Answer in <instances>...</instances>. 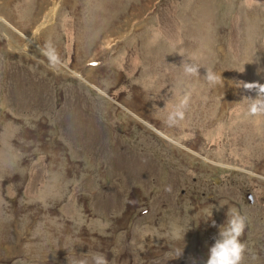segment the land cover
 Returning a JSON list of instances; mask_svg holds the SVG:
<instances>
[{
	"label": "rangeland",
	"instance_id": "rangeland-1",
	"mask_svg": "<svg viewBox=\"0 0 264 264\" xmlns=\"http://www.w3.org/2000/svg\"><path fill=\"white\" fill-rule=\"evenodd\" d=\"M229 208L264 264V0H0V264H204Z\"/></svg>",
	"mask_w": 264,
	"mask_h": 264
},
{
	"label": "clouds",
	"instance_id": "clouds-1",
	"mask_svg": "<svg viewBox=\"0 0 264 264\" xmlns=\"http://www.w3.org/2000/svg\"><path fill=\"white\" fill-rule=\"evenodd\" d=\"M201 65L193 59L183 63L185 75L195 77L200 75ZM203 78L209 84L218 82V75L210 68H206ZM188 107V98L180 99L169 111L167 122L170 125L182 120ZM211 216V215H209ZM207 216V218L209 217ZM205 218V219H207ZM215 224V221H212ZM246 227V217L235 209H228L226 221L219 226L214 242L208 249V256L204 264H240L245 246L240 237ZM182 248L173 249V256H180ZM171 256V257H173ZM69 264H108L103 253L92 254L88 258H76L69 260Z\"/></svg>",
	"mask_w": 264,
	"mask_h": 264
}]
</instances>
